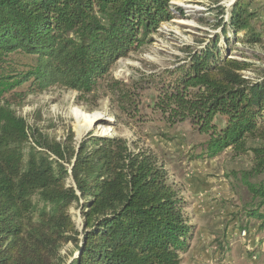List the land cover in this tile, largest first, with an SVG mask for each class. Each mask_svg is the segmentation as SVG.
<instances>
[{"label": "trees", "instance_id": "obj_1", "mask_svg": "<svg viewBox=\"0 0 264 264\" xmlns=\"http://www.w3.org/2000/svg\"><path fill=\"white\" fill-rule=\"evenodd\" d=\"M173 1L0 0V264H65L67 243L78 252L68 264H181L187 202L151 150L92 132L77 147L72 134L48 138L11 101L54 86L115 91L112 64L150 44L161 21L184 16ZM218 2L220 32L198 50L184 47L154 106L170 126L187 122L206 136L191 160L251 153L248 179L264 174V21L253 0H236L226 18ZM245 184L254 202L246 213L262 222L264 182Z\"/></svg>", "mask_w": 264, "mask_h": 264}, {"label": "rangeland", "instance_id": "obj_2", "mask_svg": "<svg viewBox=\"0 0 264 264\" xmlns=\"http://www.w3.org/2000/svg\"><path fill=\"white\" fill-rule=\"evenodd\" d=\"M215 1H173L183 8L184 16L177 14L161 21L150 44L112 64L109 78L119 82L115 91L109 85H101L95 92L80 96L73 90L54 86L27 94L21 103L11 99L12 107L35 133L58 141L67 140L72 134L75 147L92 132L119 136L133 147L151 150L187 202L192 229L189 246L180 254L181 264H264V221L246 213L254 202L245 181L264 182V174L243 177L252 165L251 153L235 155L225 149L211 159L191 160L190 154L197 152L206 136L187 122L170 126L166 115L154 106L162 74L183 62L184 47L198 50L220 32L212 27L217 15ZM235 1L219 0L225 18ZM250 8L259 9L264 21V0H253ZM171 11L175 13L173 8ZM12 57L16 63L33 61L23 54ZM73 109L87 114L99 112L103 117L78 136ZM69 212L79 226L81 218L76 204ZM60 253L65 264L78 254L71 243L64 245Z\"/></svg>", "mask_w": 264, "mask_h": 264}, {"label": "bare ground", "instance_id": "obj_3", "mask_svg": "<svg viewBox=\"0 0 264 264\" xmlns=\"http://www.w3.org/2000/svg\"><path fill=\"white\" fill-rule=\"evenodd\" d=\"M184 6L186 7L188 5L185 4ZM73 116L77 121L76 129L78 136L82 135L85 130L91 128L96 123L97 120L103 117L102 114L99 112H93L92 114H87L80 109H73Z\"/></svg>", "mask_w": 264, "mask_h": 264}]
</instances>
